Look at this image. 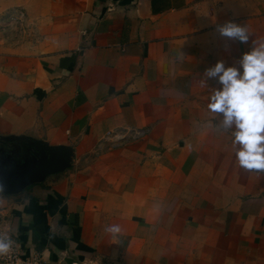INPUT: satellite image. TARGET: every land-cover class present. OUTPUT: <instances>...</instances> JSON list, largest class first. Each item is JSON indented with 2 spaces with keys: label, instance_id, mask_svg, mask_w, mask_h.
Returning a JSON list of instances; mask_svg holds the SVG:
<instances>
[{
  "label": "crops",
  "instance_id": "crops-1",
  "mask_svg": "<svg viewBox=\"0 0 264 264\" xmlns=\"http://www.w3.org/2000/svg\"><path fill=\"white\" fill-rule=\"evenodd\" d=\"M15 7L27 27L0 33V217L19 246L46 264H264V172L240 167L205 77L264 39V0H0V15ZM115 128L143 133L114 143ZM34 144L66 165L34 175Z\"/></svg>",
  "mask_w": 264,
  "mask_h": 264
},
{
  "label": "clouds",
  "instance_id": "clouds-1",
  "mask_svg": "<svg viewBox=\"0 0 264 264\" xmlns=\"http://www.w3.org/2000/svg\"><path fill=\"white\" fill-rule=\"evenodd\" d=\"M229 39L247 43L246 26L226 22L218 28ZM206 78H215L220 87L211 89L207 109L213 118L221 117L216 127L231 130L232 147L241 168L264 172V39L254 40L243 53L239 67L225 66L223 61L205 72ZM105 231L118 236L121 228L110 224ZM10 230L0 232V257L8 256L15 244Z\"/></svg>",
  "mask_w": 264,
  "mask_h": 264
},
{
  "label": "built area",
  "instance_id": "built-area-1",
  "mask_svg": "<svg viewBox=\"0 0 264 264\" xmlns=\"http://www.w3.org/2000/svg\"><path fill=\"white\" fill-rule=\"evenodd\" d=\"M26 13L23 8L15 7L5 10L0 15V33L3 38H17L26 31ZM143 130L138 128H115L107 132L106 138L110 142L118 143L128 137L140 136ZM2 225L0 217V232L8 231ZM9 234L15 241L12 252L8 256L0 257V264H46L40 255L32 249H24L19 246L17 235L10 230Z\"/></svg>",
  "mask_w": 264,
  "mask_h": 264
},
{
  "label": "water",
  "instance_id": "water-1",
  "mask_svg": "<svg viewBox=\"0 0 264 264\" xmlns=\"http://www.w3.org/2000/svg\"><path fill=\"white\" fill-rule=\"evenodd\" d=\"M31 151L34 164L32 172L34 175L57 170L66 165L68 154L63 153L61 150L46 148L42 151L39 146L33 145ZM23 167L16 174H21Z\"/></svg>",
  "mask_w": 264,
  "mask_h": 264
},
{
  "label": "rangeland",
  "instance_id": "rangeland-1",
  "mask_svg": "<svg viewBox=\"0 0 264 264\" xmlns=\"http://www.w3.org/2000/svg\"><path fill=\"white\" fill-rule=\"evenodd\" d=\"M16 151L19 152L20 151L19 148ZM10 153L13 154L14 153L13 150H11Z\"/></svg>",
  "mask_w": 264,
  "mask_h": 264
}]
</instances>
